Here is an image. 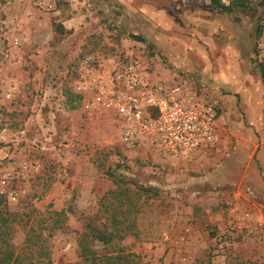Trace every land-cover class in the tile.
I'll use <instances>...</instances> for the list:
<instances>
[{"label": "rangeland", "instance_id": "rangeland-1", "mask_svg": "<svg viewBox=\"0 0 264 264\" xmlns=\"http://www.w3.org/2000/svg\"><path fill=\"white\" fill-rule=\"evenodd\" d=\"M53 1L0 0V210L11 245L20 251L33 226L52 264L82 263L85 245L102 264H264V136L211 92L213 73L233 67L264 83V0H222L231 14L212 0ZM75 14L84 23L70 31L62 22ZM109 59H137L151 84L213 105V141L178 158L149 141L126 145L115 111L83 105L96 61Z\"/></svg>", "mask_w": 264, "mask_h": 264}, {"label": "built area", "instance_id": "built-area-1", "mask_svg": "<svg viewBox=\"0 0 264 264\" xmlns=\"http://www.w3.org/2000/svg\"><path fill=\"white\" fill-rule=\"evenodd\" d=\"M92 62L88 59L85 64ZM106 62L113 64L111 70H107ZM96 63L100 74L87 81L93 84L94 97H86L84 109L115 111L126 145L149 141L163 154L178 158L213 141L217 113L209 102L183 99L179 84L170 89L151 84L137 59L121 64L112 59ZM83 84L80 89L86 92L88 84ZM11 196L16 199L15 193Z\"/></svg>", "mask_w": 264, "mask_h": 264}, {"label": "crops", "instance_id": "crops-1", "mask_svg": "<svg viewBox=\"0 0 264 264\" xmlns=\"http://www.w3.org/2000/svg\"><path fill=\"white\" fill-rule=\"evenodd\" d=\"M48 1L54 2L53 0ZM123 1L127 2V0H102L104 5L108 7L114 5L115 8L118 6L119 8H123ZM54 7L52 8L60 9L57 5ZM83 16L84 14L68 15L62 23L66 29L71 31L72 27L75 26L77 27L76 31H78L79 26L82 27L81 24L84 23ZM152 16L156 17L154 14ZM161 17H164V14ZM233 69L234 67L227 70H216L217 72L213 73L212 77L215 81L212 83L211 92L216 96L220 95V100H223V107L225 108L227 105L233 106L235 103L239 104L241 110L246 114L247 120L252 125V129L264 136V83L259 81L250 69L241 71L240 74ZM222 73L225 76H222ZM52 83L55 84L53 80ZM260 168L264 170V144L260 146L258 151L257 169L260 170ZM260 181L264 186V172Z\"/></svg>", "mask_w": 264, "mask_h": 264}, {"label": "trees", "instance_id": "trees-1", "mask_svg": "<svg viewBox=\"0 0 264 264\" xmlns=\"http://www.w3.org/2000/svg\"><path fill=\"white\" fill-rule=\"evenodd\" d=\"M212 3L218 9L229 14L234 12V5L232 4L240 5L239 7L242 9L247 7L245 0H234L230 5L224 4L222 0H212ZM8 216L9 214L0 210V264H52L51 252L47 246L46 238L48 237L44 238L42 228L37 229L33 226L30 228L25 244L20 251L11 245L13 235L11 224H9L11 222L10 217ZM100 240L110 241H106L105 236H102ZM30 241H32L31 244ZM82 261L78 264H102L104 260L97 256L91 247L85 245L82 248Z\"/></svg>", "mask_w": 264, "mask_h": 264}]
</instances>
